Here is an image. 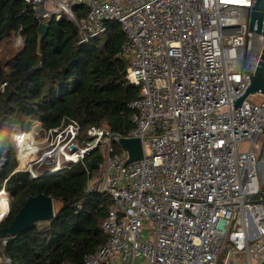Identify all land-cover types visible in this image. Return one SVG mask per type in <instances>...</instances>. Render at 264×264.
<instances>
[{
    "label": "built area",
    "instance_id": "built-area-1",
    "mask_svg": "<svg viewBox=\"0 0 264 264\" xmlns=\"http://www.w3.org/2000/svg\"><path fill=\"white\" fill-rule=\"evenodd\" d=\"M25 2L40 22L68 14L85 43L108 21L119 22L121 50L131 58L127 78L140 88L128 103L133 127L126 134L92 125L83 143L75 119L49 130L40 125L46 140L58 136L63 144L54 163L60 169L103 151L98 171L86 166V194L111 197L101 222L106 242L84 264H218L227 242L223 264L239 253L247 264H264V93L237 107L233 101L264 49V34L249 30L255 0ZM77 5L87 7L80 19ZM26 133L17 134L19 143ZM123 137L142 140L141 159L129 161Z\"/></svg>",
    "mask_w": 264,
    "mask_h": 264
},
{
    "label": "trees",
    "instance_id": "trees-1",
    "mask_svg": "<svg viewBox=\"0 0 264 264\" xmlns=\"http://www.w3.org/2000/svg\"><path fill=\"white\" fill-rule=\"evenodd\" d=\"M74 12L80 19L87 7L77 5ZM48 22L42 35L40 19L25 0H0V191L11 195L0 228L13 222L31 195L44 193L60 203L53 219L15 236L0 235V264H7L6 257L10 264H84L85 256L106 242L101 222L112 202L106 194H86V166L98 171L104 159L100 148L87 154L85 163L33 177L18 169L14 135L36 122L53 129L64 119L80 122L83 143L92 125L126 134L133 127L128 103L140 95L127 78L131 58L121 50L126 34L119 22L108 21L105 32L88 43L80 41L79 27L68 14ZM16 35L24 40L19 49L13 45Z\"/></svg>",
    "mask_w": 264,
    "mask_h": 264
},
{
    "label": "water",
    "instance_id": "water-1",
    "mask_svg": "<svg viewBox=\"0 0 264 264\" xmlns=\"http://www.w3.org/2000/svg\"><path fill=\"white\" fill-rule=\"evenodd\" d=\"M49 29V22L41 21L38 31L46 35ZM249 30L264 34V0H255L250 11ZM247 73V72H246ZM250 74V73H249ZM251 81L244 92L235 98L234 107L241 103L252 93H264V49L261 54L258 66L253 74H250ZM121 145L128 151L129 161L141 159L144 156V145L140 138L123 137ZM75 146H72L74 149ZM55 203L51 195L40 193L31 195L26 200L20 211L16 214L13 222L6 227L0 228V235L15 236L28 226L38 221H49L55 217ZM10 210L6 216L8 217ZM5 218V219H6ZM4 219V220H5Z\"/></svg>",
    "mask_w": 264,
    "mask_h": 264
},
{
    "label": "rangeland",
    "instance_id": "rangeland-1",
    "mask_svg": "<svg viewBox=\"0 0 264 264\" xmlns=\"http://www.w3.org/2000/svg\"><path fill=\"white\" fill-rule=\"evenodd\" d=\"M19 35H16L14 37V48H21L23 46V38L20 39L18 38ZM263 97L259 94H256L255 96H249L250 101H255L262 99ZM18 134V133H17ZM17 134L14 135V143L17 149V158H18V169L19 170H25L30 172L31 174H41L44 170L52 168L54 163H57L59 160L60 156H62V143L59 144V137H51L46 140L47 135H45V131L41 128L40 123H33L31 126V130L27 131V136L30 138L28 142H26L25 145L21 143V139L19 140L20 143L17 140ZM27 138V137H26ZM27 141V140H26ZM29 143V144H27ZM30 145V147L34 146V152L30 153V156L26 157L24 156V159L22 158V151L23 148ZM29 150V149H27ZM30 151V150H29ZM24 153V152H23ZM26 153V152H25ZM26 160V161H25ZM25 161V162H24ZM60 170V169H59ZM5 194H3V197H6L8 202H9V209H11V195L10 193L5 190ZM1 192V191H0ZM60 203L55 202V208L56 210L59 208ZM2 220L0 222H3ZM145 228H144V237L147 239L152 238V230H151V225H148V221H145ZM232 247V244L230 242H227V247L223 249L220 257H219V262L218 264H223L224 259L226 257L227 251ZM236 259V260H235ZM147 259H144L142 264H148ZM238 261L239 264H247V258L244 256V254L239 253L237 255V258H232L230 264H236Z\"/></svg>",
    "mask_w": 264,
    "mask_h": 264
},
{
    "label": "bare ground",
    "instance_id": "bare-ground-1",
    "mask_svg": "<svg viewBox=\"0 0 264 264\" xmlns=\"http://www.w3.org/2000/svg\"><path fill=\"white\" fill-rule=\"evenodd\" d=\"M26 137H27L26 135H24V136L20 135L19 136V140L21 139L20 141L23 145H25L26 142H28V137L27 138ZM27 144H29V143H27ZM27 149H29L30 151ZM34 149H35V147L34 146L30 147V145L24 147L23 151H22V158L24 159L25 155H26V157L30 156V153L34 152ZM59 169H60V167L56 164L52 168L50 167V169L48 171H46V173H44V172L43 173H44V175H48V174L54 173L55 171H57ZM5 192H6L5 189L1 190V192H0V213H2V215H0V222H1V220H4L6 218L8 212H9V210H8L9 209V202H8L6 197H3V194H5Z\"/></svg>",
    "mask_w": 264,
    "mask_h": 264
},
{
    "label": "snow or ice",
    "instance_id": "snow-or-ice-1",
    "mask_svg": "<svg viewBox=\"0 0 264 264\" xmlns=\"http://www.w3.org/2000/svg\"><path fill=\"white\" fill-rule=\"evenodd\" d=\"M0 215H2V213H0Z\"/></svg>",
    "mask_w": 264,
    "mask_h": 264
}]
</instances>
